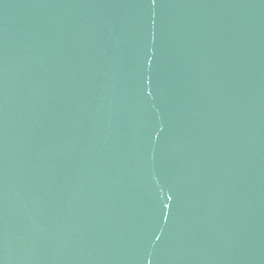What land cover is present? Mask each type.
Instances as JSON below:
<instances>
[{
	"label": "water",
	"instance_id": "obj_1",
	"mask_svg": "<svg viewBox=\"0 0 264 264\" xmlns=\"http://www.w3.org/2000/svg\"><path fill=\"white\" fill-rule=\"evenodd\" d=\"M0 264H264V0H0Z\"/></svg>",
	"mask_w": 264,
	"mask_h": 264
}]
</instances>
